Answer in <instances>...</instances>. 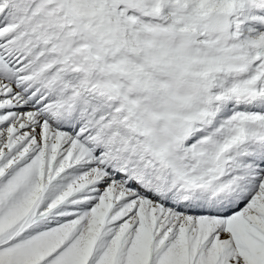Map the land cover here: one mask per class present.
<instances>
[{
	"label": "snow or ice",
	"instance_id": "obj_1",
	"mask_svg": "<svg viewBox=\"0 0 264 264\" xmlns=\"http://www.w3.org/2000/svg\"><path fill=\"white\" fill-rule=\"evenodd\" d=\"M0 264H264V0H0Z\"/></svg>",
	"mask_w": 264,
	"mask_h": 264
}]
</instances>
